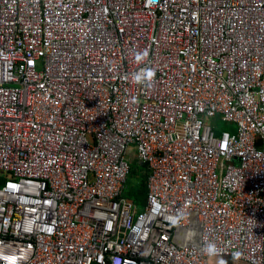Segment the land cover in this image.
Here are the masks:
<instances>
[{"label": "built area", "instance_id": "obj_1", "mask_svg": "<svg viewBox=\"0 0 264 264\" xmlns=\"http://www.w3.org/2000/svg\"><path fill=\"white\" fill-rule=\"evenodd\" d=\"M0 180V264H264V0H0Z\"/></svg>", "mask_w": 264, "mask_h": 264}, {"label": "rangeland", "instance_id": "obj_2", "mask_svg": "<svg viewBox=\"0 0 264 264\" xmlns=\"http://www.w3.org/2000/svg\"><path fill=\"white\" fill-rule=\"evenodd\" d=\"M217 124L219 126V132L224 130H231V128L235 129L234 125H230V123L225 121H217ZM129 155L132 160V164L135 166L134 167L135 171L129 177V181H128L129 184L127 186V190H125V195H127V197L133 200L135 203L139 204L138 207L142 209L144 206L143 203L145 202L147 197L148 190H146L144 193H141L138 201H136L135 199L136 196L132 195V193H139L143 189L142 184L147 179V173H146L147 169H145V166L141 164L139 159L133 153ZM0 186H2V184H0Z\"/></svg>", "mask_w": 264, "mask_h": 264}, {"label": "trees", "instance_id": "obj_3", "mask_svg": "<svg viewBox=\"0 0 264 264\" xmlns=\"http://www.w3.org/2000/svg\"><path fill=\"white\" fill-rule=\"evenodd\" d=\"M217 134H219L218 132H217ZM141 164H143L144 166H145V169H147V165L145 164V163H141ZM134 165L132 164V167H131V172H130V175H129V177L133 174V172L135 171L134 170ZM144 169V170H145ZM147 179H148V175H149V171H148V169H147ZM147 179L143 182V186H142V190L139 192V193H132V195H134V196H136V201H138L139 200V198H140V195H141V193H144L148 188H147ZM128 181H129V178H128ZM128 181H127V184H126V189L125 190H127V186H128ZM4 183H5V181L4 180H0V184H2V186L4 185ZM124 194H125V191H124ZM130 194H131V192H130ZM133 196V197H134ZM137 204V203H136Z\"/></svg>", "mask_w": 264, "mask_h": 264}, {"label": "clouds", "instance_id": "obj_4", "mask_svg": "<svg viewBox=\"0 0 264 264\" xmlns=\"http://www.w3.org/2000/svg\"><path fill=\"white\" fill-rule=\"evenodd\" d=\"M143 56H147V52H144L143 53ZM138 58H141V57H138ZM153 75H154V73L151 72V71H149V72H147L145 74L146 77H150V76H153ZM140 79H141V77L140 76H137V81H140ZM205 251L210 256L218 254V249H217V247H216L215 244H208L206 246V248H205ZM237 255H239V254L237 253ZM219 264H224V262L223 261H220Z\"/></svg>", "mask_w": 264, "mask_h": 264}]
</instances>
